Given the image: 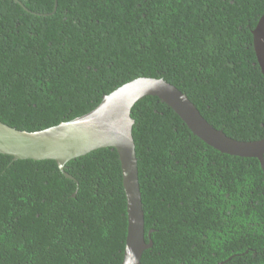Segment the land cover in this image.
Masks as SVG:
<instances>
[{
	"label": "trees",
	"instance_id": "trees-1",
	"mask_svg": "<svg viewBox=\"0 0 264 264\" xmlns=\"http://www.w3.org/2000/svg\"><path fill=\"white\" fill-rule=\"evenodd\" d=\"M17 1L0 0V122L41 131L147 77L174 85L228 137L264 138L252 36L264 0ZM130 115L151 244L142 264H264L260 161L207 145L157 97ZM64 171L72 178L54 160L0 154V264H122L117 151H92Z\"/></svg>",
	"mask_w": 264,
	"mask_h": 264
},
{
	"label": "water",
	"instance_id": "water-1",
	"mask_svg": "<svg viewBox=\"0 0 264 264\" xmlns=\"http://www.w3.org/2000/svg\"><path fill=\"white\" fill-rule=\"evenodd\" d=\"M252 36L257 63L264 76V13ZM147 96L157 97L170 106L192 133L207 145L224 154L256 158L264 169V138L241 142L228 137L223 131L214 128L183 92L164 79H135L105 95L91 112L41 131H20L0 122V154L12 156L14 160H54L68 178L72 177L64 171V167L69 161L102 148L117 151L128 218L122 264H142V255L151 246L145 240L144 213L132 136L134 121L130 115L135 103Z\"/></svg>",
	"mask_w": 264,
	"mask_h": 264
}]
</instances>
